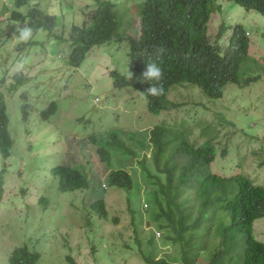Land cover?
Instances as JSON below:
<instances>
[{
	"label": "rangeland",
	"instance_id": "1",
	"mask_svg": "<svg viewBox=\"0 0 264 264\" xmlns=\"http://www.w3.org/2000/svg\"><path fill=\"white\" fill-rule=\"evenodd\" d=\"M16 1L0 0V91L5 93L13 139L11 156L5 160L0 154V175L3 171L5 175L0 198V264H9L12 252L23 246L39 254L37 264H147L144 257H180L178 247L167 239L168 221L151 220L152 209L143 211L147 195L134 192L130 204L124 190L104 184L103 191L100 180L106 183L110 167L93 137L105 145L111 133L141 134L157 125H178L190 133L192 143L216 147L214 172L229 177L240 168L255 185L264 187V17L215 0L208 25L211 40L215 42L222 30L218 45L223 48L234 29L242 26L250 40L243 79L256 80L248 86L228 84L219 100L209 99L191 85L174 86L167 98L179 107L156 116L149 112L146 97L134 89H114L110 73H128L126 44L94 47L79 69L68 65L69 31L86 18L83 11L96 10L95 0ZM110 1L125 7L135 2ZM36 8L56 17L54 35L42 29L33 32L28 42L18 41L12 12L27 14ZM140 28L141 18L136 15L130 36L139 37ZM16 74L25 79L21 85H16ZM11 85L16 90L9 93ZM53 103L57 112L43 120L42 114ZM25 105L31 110L26 120ZM127 142L135 144L131 139ZM112 152L115 162L117 155ZM58 166L79 169L90 182L89 188L61 192L59 180L51 173ZM96 191L99 196L94 195ZM99 197L105 199L107 219L90 209ZM254 233L264 243V219L254 224ZM212 235L221 238L218 227ZM199 239V247L204 244L208 249L211 241ZM212 251L203 252L197 264H210Z\"/></svg>",
	"mask_w": 264,
	"mask_h": 264
},
{
	"label": "trees",
	"instance_id": "2",
	"mask_svg": "<svg viewBox=\"0 0 264 264\" xmlns=\"http://www.w3.org/2000/svg\"><path fill=\"white\" fill-rule=\"evenodd\" d=\"M133 1L132 6L125 7L110 0H95V11L82 12L86 18L80 25H73L68 36L72 48L68 65L72 69H79L94 47L111 42L126 44L128 71L135 75L129 80L120 72H112L114 89H134L146 97L149 112L156 116L179 107L167 98L174 86L191 85L209 99L219 100L228 84L248 86L256 80L243 79L247 75L244 65L249 58L250 40L242 26L234 29L223 48L218 45L223 38L222 30L215 42L211 40L208 25L215 12V0ZM226 1L264 17V0ZM136 15L141 18L137 38L129 34ZM28 16L32 18L35 33L45 29L54 35V18L44 17L37 11L29 12ZM123 24L127 26L122 31ZM149 61L156 62L164 71L165 91L159 97L147 96L150 83L137 79ZM18 74L14 80L16 85H21L25 79ZM15 88L11 85L7 91L15 92ZM57 110V104H51L42 119L47 120ZM22 112L26 120L31 110L25 105ZM9 125L5 93L0 91V154L5 160L11 156L13 146ZM183 130L178 125H157L141 134L111 133L110 142L105 145L96 137H90L110 167L106 183L98 178L94 181L100 180L103 191L104 184L126 191L130 204L134 192L144 193L148 199L143 200L147 205L143 211L152 209L151 220L168 221L167 239L178 247L180 257H144L147 264H197L201 254L211 249L210 264H264V243L257 240L254 233V223L264 218V187L255 185L240 168L229 177L214 172L216 147L212 143H192L190 133L187 135ZM129 139L135 142L134 146L128 144ZM112 151L117 155L115 162ZM51 173L59 180L61 192L73 193L90 186L86 175L76 167L58 166ZM4 179L3 171L0 198L4 193ZM105 207V199L99 197L91 203L90 209L99 218L107 219ZM130 210L136 220L131 205ZM215 227L221 234L219 240L212 235ZM201 236L206 242L211 241L208 249L204 244L199 247ZM39 258V254L23 246L12 252L9 264H37ZM69 261L72 263V258Z\"/></svg>",
	"mask_w": 264,
	"mask_h": 264
},
{
	"label": "clouds",
	"instance_id": "3",
	"mask_svg": "<svg viewBox=\"0 0 264 264\" xmlns=\"http://www.w3.org/2000/svg\"><path fill=\"white\" fill-rule=\"evenodd\" d=\"M22 3L24 4V0H17L16 1V4H22ZM32 11L41 12L44 17H52V18H54L55 21H56V27H57L56 17L51 16V15H46L39 8L32 9L29 12H32ZM93 11H95V10H93ZM93 11H91V12H93ZM29 12L27 14H20V13H17V12H12V14H11L12 18H10V19L15 21V23L18 25L17 30H16V32L18 33L17 40L21 41V42H28L29 40H31L33 38L34 29H33V26H32V18L30 16H28ZM85 12H86V14L90 13V12L87 13V11H85ZM16 16H18L19 19H15ZM25 25L28 26V27H24ZM246 35L248 37L249 34L246 33ZM128 68H129V65H128ZM112 72H116V71H112ZM111 73H110V75H111ZM134 75L135 74L129 69V71L127 73V78L129 80H131V79H133ZM137 79L141 83H146V82L150 83V87L146 90V95L147 96L159 97V96L164 94L165 89H164V86H163V83H162V81L164 80V71L156 62H154V61L147 62L145 70L141 73L140 77H137ZM145 208L147 209V207H145ZM260 220H262V219H260Z\"/></svg>",
	"mask_w": 264,
	"mask_h": 264
},
{
	"label": "built area",
	"instance_id": "4",
	"mask_svg": "<svg viewBox=\"0 0 264 264\" xmlns=\"http://www.w3.org/2000/svg\"><path fill=\"white\" fill-rule=\"evenodd\" d=\"M145 207H147V206L145 205Z\"/></svg>",
	"mask_w": 264,
	"mask_h": 264
}]
</instances>
